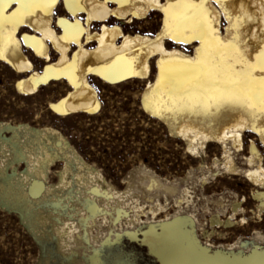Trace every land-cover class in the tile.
<instances>
[{
    "label": "rangeland",
    "instance_id": "374dc122",
    "mask_svg": "<svg viewBox=\"0 0 264 264\" xmlns=\"http://www.w3.org/2000/svg\"><path fill=\"white\" fill-rule=\"evenodd\" d=\"M62 9L61 4L57 16ZM160 25V15L153 14L148 22L126 25V30L153 35ZM19 78L0 62V128L11 129L4 135L12 138L18 130L22 145L43 156L42 146L48 142L40 132L55 129L78 153V160L70 163L66 183L60 177L65 160L58 159L46 182L32 178L28 184L23 181L26 163L15 160L10 144L4 147L0 172L16 170L17 176L12 197L0 189V264H166L173 258H161L151 241L175 229L182 230L187 241L176 245L178 251L204 250L202 254L225 264L264 257V212L256 214L259 203L252 196L257 188L244 174L218 170L224 160L221 146L208 145L201 156H194L185 141L170 137L163 124L147 116L141 108L145 81L114 86L99 82L98 114L61 118L49 103L67 92L66 83L22 96L16 91ZM252 141L256 137L245 134V151L234 157L242 169ZM48 147L57 152L53 145ZM2 149L0 141V153ZM0 183H5L1 173ZM47 186L51 192L44 196ZM184 189L192 198L179 204L178 193ZM22 193L29 198H21ZM132 201L149 213L141 215L139 223L133 210L120 205ZM150 207H158V214L152 215ZM105 216L107 223L102 222ZM129 222L135 224L130 227ZM68 224L78 230L71 241L65 233Z\"/></svg>",
    "mask_w": 264,
    "mask_h": 264
},
{
    "label": "bare ground",
    "instance_id": "6f19581e",
    "mask_svg": "<svg viewBox=\"0 0 264 264\" xmlns=\"http://www.w3.org/2000/svg\"><path fill=\"white\" fill-rule=\"evenodd\" d=\"M187 2L202 9L203 16L215 29L213 36L225 45L234 46L230 49L232 56L256 63L257 56L264 52V0ZM174 3L177 0H56L55 4L40 0L31 13L24 16L22 23L15 25L9 22L4 27L0 34V62L20 76L16 91L22 96L36 95L41 88L52 83H66L67 92L49 103L52 113L61 118L98 114L102 109L99 82L114 86L130 80L145 81L141 95L143 112L163 124L170 137L185 141L187 150L194 156H201L208 145L221 146L224 160L218 170L233 176L245 175L257 188L252 196L258 200L256 214L260 215L264 212V155L258 147L264 150V111L250 108L246 103H221L218 106L214 100L211 107L201 105L195 109H181L173 105L167 92L163 91L162 86L167 84L169 75L167 69L185 60L195 61L198 49L205 46L199 39L189 38L184 42V37H190L192 33L177 35L169 26V13L164 9ZM61 4L63 9L57 16ZM15 7L14 4L8 6L6 12L10 13ZM153 14L161 17V25L153 35L141 29L126 30V25L148 22ZM29 51L33 60L28 56ZM39 62L43 64L41 68L35 64ZM228 62L234 63L232 59ZM235 68L243 71L247 65L235 63ZM252 75L257 79L264 78V72L259 69ZM158 86H161L159 91ZM9 130L10 127L0 128V141L3 143L0 154H6L4 147L8 144L13 147L15 160L27 165L23 181L29 184L32 178H38L46 182L52 166L58 159H64L65 167L60 177L61 182L66 183L70 163L78 160V153L60 132L51 128L40 132L48 142L42 146L44 153L41 156L33 148L22 145L18 130L14 131V137L7 138L4 131ZM30 130L36 133L33 128ZM243 134L256 137V141L250 143L249 155L245 158L246 169L238 167L234 158L245 151ZM50 145L57 152H51ZM0 173L5 180L4 184L0 183V189L12 197L17 172L13 170L10 174L3 168ZM203 181L207 178L204 177ZM50 192L51 187L47 186L44 196ZM178 194L177 203H190L192 197L187 189ZM21 198L29 197L22 193ZM120 205L125 210H133L134 222L139 223L141 215L149 214L137 201ZM159 210L158 207H150L149 212L156 215ZM102 222L107 223V216L102 217ZM134 222H129L130 227ZM65 229L68 239L73 240L78 231L76 227L68 224Z\"/></svg>",
    "mask_w": 264,
    "mask_h": 264
},
{
    "label": "snow or ice",
    "instance_id": "6c2138e0",
    "mask_svg": "<svg viewBox=\"0 0 264 264\" xmlns=\"http://www.w3.org/2000/svg\"><path fill=\"white\" fill-rule=\"evenodd\" d=\"M39 2L40 0H0V34L7 23H22L24 16L30 14ZM55 2L56 0H48L51 4ZM13 4L16 7L10 13L6 12V8ZM164 11L169 13V26L177 35L192 33L190 37H184V42L190 38L205 43L203 48L198 49L195 61L185 60L167 69V84L162 87L171 103L181 109H195L201 105L211 107L214 100L218 106L221 103H246L250 108L264 111V78L257 79L252 75L256 69L264 72V52L257 56L255 64L243 57L232 56L230 49L234 46L225 45L213 36L215 29L203 16L202 9L187 0H177V3L169 4ZM229 59L234 63H229ZM235 63H245L246 70H237ZM163 71L162 68V73ZM160 87L158 86V91Z\"/></svg>",
    "mask_w": 264,
    "mask_h": 264
},
{
    "label": "crops",
    "instance_id": "0c3cea01",
    "mask_svg": "<svg viewBox=\"0 0 264 264\" xmlns=\"http://www.w3.org/2000/svg\"><path fill=\"white\" fill-rule=\"evenodd\" d=\"M167 233L168 234L154 238L151 241L155 247H157V254L161 256V258H173V262L167 261L169 263L166 264H225L219 260L220 258H218V260H213L202 254V252H205L204 250H201V253L196 250H175L174 248L176 245L185 244L187 242L186 238L180 229L169 230ZM233 264L240 263L234 262ZM245 264H264V257L256 261H246Z\"/></svg>",
    "mask_w": 264,
    "mask_h": 264
}]
</instances>
